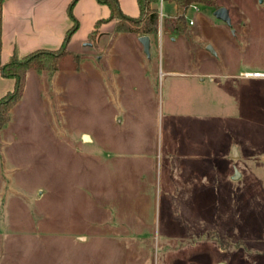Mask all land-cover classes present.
Wrapping results in <instances>:
<instances>
[{
	"label": "rangeland",
	"instance_id": "obj_1",
	"mask_svg": "<svg viewBox=\"0 0 264 264\" xmlns=\"http://www.w3.org/2000/svg\"><path fill=\"white\" fill-rule=\"evenodd\" d=\"M158 11L148 56L98 29L56 70L25 72L0 128V264H251L264 0L194 3L187 33L165 27L173 2Z\"/></svg>",
	"mask_w": 264,
	"mask_h": 264
},
{
	"label": "crops",
	"instance_id": "obj_2",
	"mask_svg": "<svg viewBox=\"0 0 264 264\" xmlns=\"http://www.w3.org/2000/svg\"><path fill=\"white\" fill-rule=\"evenodd\" d=\"M69 2L70 0H0V65L9 59L13 52L21 57L38 48L58 49L67 28L72 24L67 13ZM118 3L126 16L135 18L139 15L136 0H118ZM108 13V7L96 0H77L72 14L78 21V27L70 37L67 49L76 54L82 52L81 47L88 40L94 22L107 17ZM99 30L97 44L100 43V37L116 32L115 20L101 24ZM151 42L150 37V44ZM96 48L98 49L97 46ZM3 83L5 87L2 90ZM11 86L12 83L7 77L4 79L0 71V97L10 90ZM87 136L91 141L92 138L88 134ZM249 164L251 264H264V141L252 143ZM242 172L234 179L236 203L241 197V202H238L241 207L244 205L242 202L245 193Z\"/></svg>",
	"mask_w": 264,
	"mask_h": 264
},
{
	"label": "trees",
	"instance_id": "obj_3",
	"mask_svg": "<svg viewBox=\"0 0 264 264\" xmlns=\"http://www.w3.org/2000/svg\"><path fill=\"white\" fill-rule=\"evenodd\" d=\"M77 0H70L67 5V13L72 24L67 28L62 43L58 49L50 50L38 48L29 53L18 57L13 52L9 59L0 65V71L4 77L12 78L14 84L12 89L8 90L0 97V128L8 121L11 107L20 99L24 85V75L28 69L34 70H56L63 55L71 53L67 49V43L78 27V21L72 14V9ZM98 3L108 7L109 13L105 18L94 22L90 37L98 34L101 24L115 20L116 32L135 33L137 35H148L152 38L158 30V4L160 0H136L139 6V15L131 18L123 14L118 0H96ZM165 1V0H162ZM173 2L175 12L165 19V27L173 33H187L188 24L185 18L190 5L194 3L212 4L215 0H166ZM75 57L77 54H73Z\"/></svg>",
	"mask_w": 264,
	"mask_h": 264
},
{
	"label": "water",
	"instance_id": "obj_4",
	"mask_svg": "<svg viewBox=\"0 0 264 264\" xmlns=\"http://www.w3.org/2000/svg\"><path fill=\"white\" fill-rule=\"evenodd\" d=\"M214 14L217 18L223 20L225 23L230 24V17L228 14V10L225 7H218L215 9ZM138 41L142 45L144 53L148 56L149 55V47H150V37L148 35H140L138 37ZM207 49L214 53L211 46L208 45ZM83 139H88L87 134L83 135ZM238 176V173L236 172L234 175V179Z\"/></svg>",
	"mask_w": 264,
	"mask_h": 264
},
{
	"label": "built area",
	"instance_id": "obj_5",
	"mask_svg": "<svg viewBox=\"0 0 264 264\" xmlns=\"http://www.w3.org/2000/svg\"><path fill=\"white\" fill-rule=\"evenodd\" d=\"M190 23H191V21H190ZM247 74H249V73H247ZM258 74H264V73H258Z\"/></svg>",
	"mask_w": 264,
	"mask_h": 264
}]
</instances>
